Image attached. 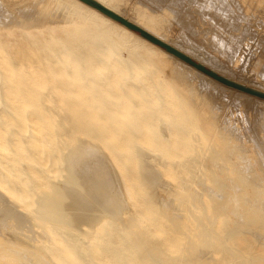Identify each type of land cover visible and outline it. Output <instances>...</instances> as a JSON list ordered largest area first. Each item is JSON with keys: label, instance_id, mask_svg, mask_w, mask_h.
Wrapping results in <instances>:
<instances>
[{"label": "bare ground", "instance_id": "obj_1", "mask_svg": "<svg viewBox=\"0 0 264 264\" xmlns=\"http://www.w3.org/2000/svg\"><path fill=\"white\" fill-rule=\"evenodd\" d=\"M93 1L222 68L184 35L170 38L158 27L164 15L144 22L127 18L119 0ZM231 1L196 4L203 19L213 14L221 39L245 16ZM216 83L82 0H0V264H264V100L239 91L255 102L246 105ZM189 103L200 131L188 124ZM213 104L244 107L256 147L209 139L198 175L203 139L214 138L215 117L203 116ZM68 135L63 151L57 141ZM130 137L190 157L170 163L129 147L130 179L106 148ZM166 166L169 175L192 172L174 183ZM114 183L118 196L107 189ZM224 215L233 229L222 235Z\"/></svg>", "mask_w": 264, "mask_h": 264}, {"label": "rangeland", "instance_id": "obj_2", "mask_svg": "<svg viewBox=\"0 0 264 264\" xmlns=\"http://www.w3.org/2000/svg\"><path fill=\"white\" fill-rule=\"evenodd\" d=\"M152 1H156L155 2L156 4H154ZM160 1H162V2L159 3V0H119L118 1V5H119V9H121V11L126 14L127 18L132 17V18H136L137 20H142L144 22L148 21L147 20L148 17L150 18L151 16L157 17V15H164L162 19L160 18V24H158V27L160 26V27L163 28V30H166L168 32V34L170 35V38L176 39V37H177V39H178V38L184 37V36H185L184 37L185 39L189 38V40H191V42L195 45V47H197V49L200 48V50L204 51V53L207 54L212 59V61L214 59H215L214 61L216 63L218 61V64L221 65L222 68L215 67L216 64H213L212 62L209 63L206 60L195 56V54H192L191 56H189V55H187L185 53L180 52L179 50L176 49V47H174L175 45L173 44V42L171 44L174 45V46L169 45V44L161 41L160 39L156 38L152 34H150L147 31L141 29L140 27H138L135 24L131 23L128 19L124 18L123 16H121V15H119V14L113 12V11H112L113 13H115L116 15L121 17L122 19L126 20L127 22L131 23L132 25L140 28L141 30L146 32L148 35H150L152 38L156 39V41H158V42H154V41L150 40L148 37L144 36L138 30H134V29L129 28L122 21L117 20V19H115L113 17L112 18L114 20L118 21L119 23L125 25L130 30L134 31L135 33L139 34L143 38L151 41L153 44L157 45L158 47H160L161 49L165 50L166 52H168L170 54H173L174 56L178 57L179 59H181L182 61H184L188 65L196 68L198 71H200V72L204 73L205 75L211 77L212 79L216 80L217 81L216 84H217V86H219L218 89L221 88L220 90L225 95H228V97L233 95L232 96L233 99L237 98L236 100H242L241 103H245L246 105H248L249 102H252V103L255 104V102L252 99H250L249 97L248 98L246 97L247 95H249L251 97H256L259 100H264V85H263L264 84V55L262 56V54L264 53V49H263V47H264V45H263L264 44V38H263V36H264V0H232V1H234V2L231 1L233 4L240 3L242 5V9H241L242 12L240 13L241 15H239V19H240V17H242L243 14L245 15V16H243V18L245 17L246 19L242 18L243 21L241 19V22H239L240 21L239 20L236 23L235 28H232V29H229L230 27L227 29L228 25H226L225 28L227 30L224 29L223 33L225 34V30H226V32L228 31L229 33H227V36L229 35L228 36L229 38H226L225 36H223L222 39H221L220 36L217 37L218 36L217 33H219L218 30H216L215 28H210L211 26L209 25L210 22H208V18L212 22L211 18H212L213 14L211 15V18L208 17L206 19H203V17H201L200 14H199L200 16L198 15V13H197L198 10H196L197 9L196 6H198L199 4H198L197 1L201 2L202 0H197V1L196 0H166V1L165 0H160ZM194 1L197 2V3H195ZM193 3H195V5ZM160 4H162V5H160ZM196 4H198V5H196ZM246 7H247V9H246ZM147 8L148 9L150 8L151 10L150 9L148 10ZM150 11L151 12L155 11V12L151 13ZM247 12H249V13H247ZM165 13H166V15H165ZM181 15H183V16H181ZM184 15L186 17H184ZM188 17L191 18V20ZM247 17H248V19H247ZM251 20H253V21H251ZM238 23H240L239 27H240L241 30L238 27V25H239ZM259 23L263 24V25H261L262 28H261ZM210 24H212V23H210ZM199 28H201L202 30L203 29L204 30L207 29L208 32L206 33V31H205V33H202V31ZM255 30L258 33V34H256V36H255V33H256ZM242 31L244 33H246V34L249 33L248 36L245 35V38H244L243 37L244 35H243ZM253 31L255 32L254 36L252 34ZM214 33H216V34H214ZM240 33H241V35H239ZM205 34H206V36H205ZM182 35H184V36H182ZM219 35H220V33H219ZM232 35H234V36H232ZM261 35H263V36H261ZM237 36L238 37L241 36L240 37L241 39L238 38ZM232 37L234 39H232ZM261 37L263 38V40L260 41ZM213 38H215V39L217 38V39L213 40ZM224 38H226V39H224ZM242 38H244V39H242ZM220 40H221V43H220ZM238 40H241V41H238ZM238 42L239 43L242 42V43L239 44ZM213 43H214V45H213ZM218 44L221 47L223 45L222 48H225V49H222V48L220 49V46ZM257 45L260 46V47H258ZM261 45H263V47ZM216 48H217V50H216ZM262 49H263V51H262ZM223 54H225V55H223ZM223 70H225V71H223ZM194 84L196 86L199 85L198 81H195ZM239 91L241 93H244V94H247V95H241V93H238ZM237 94H238V96H237ZM241 96H244V97H241ZM257 102L258 101H256V104H258ZM259 102H262V101H259ZM225 105L226 104H223V105L219 106L221 109H219L217 104H216V106H215V104H213L212 107L206 105V108L208 109V111H207V114L205 113L206 115L204 114L203 116H205L207 118H209L210 116L215 117L214 123L212 124V134H213L214 138L212 140L211 136H205V138L203 139L202 148L200 149L201 151L203 150V153L201 152L202 156L199 155L198 156L199 159L197 158V160L200 161V163L197 164V163L193 162L194 164H196L195 165L196 167L199 165L198 168H196V170H195L196 174H198V175H199V171L204 166V164H206L208 162V160H205V157H207V155H208L207 151H208V147L210 146L209 144H211V142H213V141H215V142H219L220 141V142H226V143L230 142L231 144L241 143V144H244V145H247V146H251L252 148L256 147L255 146L256 142H255V140L253 141L254 138H253L252 129H249L250 125H248V123L244 122L246 120V117H247V114L246 115L244 114L245 113V108L244 107H239L240 106L239 105L238 106L239 108H237V109L235 108L236 109L235 110V109H233V107H230V106H227V105H226V108H224ZM260 106H262V105H260ZM213 107H215V108H213ZM236 111H238V112L236 113ZM186 113H187V118H188V121H189L188 124L191 126V129L192 130L195 129L197 131H200L199 126H198L199 124L197 122H198V119H199L201 113H199L198 109L196 107H194L192 104L189 103L188 105H186ZM249 116H250V119H252L254 117L252 113H250ZM216 118H218V119H216ZM242 118L243 119L245 118V119L243 120ZM238 119H239V121L237 122L236 120H238ZM167 122L168 121L166 119H164L159 124L161 126L162 125L165 126V124H167ZM192 125L194 127H192ZM234 128L236 129V131H235ZM92 131H94V128H92ZM237 131H239V132H237ZM231 132H232V134H231ZM220 135H222V136L220 137ZM245 135H247V137ZM248 136L250 137L249 140H247V138H249ZM98 139L99 138L95 137V140L97 142L99 141ZM127 139L126 138H122L120 141L113 140L111 142H108V143H106V148H107V151L109 153L111 152L113 155L117 156V160L121 163V165H123V168L125 169V172L128 173V175H129V172L133 170V166H132L133 157L132 156L130 157V155L128 154L129 153V147L130 148L131 147H133V148L136 147L138 149L141 148L139 150H141V151L146 153V156H147L146 158H149V156H151L152 154H158V155H161L162 157L164 156V157L168 158L167 160L170 163L171 162L172 163L175 162V160L176 161H180V160H184L185 158L190 157L189 156L190 153H188V155H187V153H185L182 150H178V151L173 152L172 154H169V153H167V151L164 148L165 145H163V144L161 145L160 144L159 146H157V145H154L153 142L150 141V140L148 141L149 143H144V142L139 141V140H137V139H135L133 137H130V138H127ZM209 139L211 140V142H210ZM229 139H230V141H229ZM241 139H242V141H241ZM72 140H73V137H71L69 135L68 136H63V137L58 139L57 144L60 147L62 146V150L64 151L65 148L68 147L69 144H71ZM207 142H208V144H207ZM125 144H128V146H125ZM203 146H204V148H203ZM209 151H210V147H209ZM204 152H207V153H204ZM183 153H184V155H182ZM194 153L195 152H193L192 156L196 155V153L195 154ZM205 154H207V155H205ZM207 159H208V157H207ZM203 160H205V161H203ZM134 168L138 169V167H136V166ZM158 168H159V166H158ZM162 171L164 173V177L167 180H172L173 179V182L175 181L174 183H177V181L180 180L178 178L179 176H180V178L184 177V176L186 177L187 174H188V177H189L191 175V174H189V172H192V169L188 170L187 174L186 173L185 174L182 173L183 176H182V174H179V173H174V175L173 174L169 175V173L166 172V171H168V167L167 166ZM200 173H201V171H200ZM198 175H196V177ZM129 176H130L129 177L130 179L134 178L133 175H129ZM205 176H207V174ZM196 179H198V178H196ZM194 184L196 186V183H193V185ZM109 185H108L107 189L110 191V193L112 195L118 196L117 195L118 187L115 186L116 184L114 183L113 186H112V184H109ZM113 189L115 190L116 194H114V190ZM206 201L208 203H211V201H209V200H206ZM124 212H126V213H124ZM127 212H128V210L124 209L123 216H124V218L127 217V218L123 219L124 221H126V220H128L130 218V214H128ZM219 226H220V231H221L222 235H225L228 230L231 231L233 229L232 220L227 215L226 216L224 215L220 219ZM137 227H139V226L134 227V231L135 232L136 231L137 232H141V230H142L141 227H144V224H141L139 228H137ZM138 229H140V231ZM230 231H228V232H230ZM243 236L247 237L246 235H243ZM250 248L251 247H249V248L245 247L244 248L245 252L249 251V253L247 252V254H249V255L253 252V248H251V249ZM262 253H264V250H262ZM245 258H247L246 255H245Z\"/></svg>", "mask_w": 264, "mask_h": 264}, {"label": "water", "instance_id": "obj_3", "mask_svg": "<svg viewBox=\"0 0 264 264\" xmlns=\"http://www.w3.org/2000/svg\"><path fill=\"white\" fill-rule=\"evenodd\" d=\"M90 5H92L93 7L103 11L104 13H106L107 15L117 19V20H120L122 21L126 26H128L129 28L131 29H134V30H138L140 31L144 36L148 37L150 40L154 41V42H158L156 41V39L152 38L150 35H148L146 32H144L143 30H141L140 28L132 25L131 23L127 22L126 20L122 19L121 17H119L118 15H116L115 13H113L112 11L106 9L105 7L99 5L97 2L93 1V0H82Z\"/></svg>", "mask_w": 264, "mask_h": 264}]
</instances>
